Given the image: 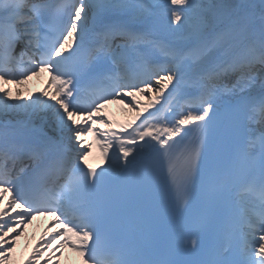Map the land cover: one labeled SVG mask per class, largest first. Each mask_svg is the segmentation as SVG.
I'll return each instance as SVG.
<instances>
[{
    "label": "snow or ice",
    "instance_id": "6c2138e0",
    "mask_svg": "<svg viewBox=\"0 0 264 264\" xmlns=\"http://www.w3.org/2000/svg\"><path fill=\"white\" fill-rule=\"evenodd\" d=\"M38 216L24 264H264V0H0V264Z\"/></svg>",
    "mask_w": 264,
    "mask_h": 264
},
{
    "label": "bare ground",
    "instance_id": "6f19581e",
    "mask_svg": "<svg viewBox=\"0 0 264 264\" xmlns=\"http://www.w3.org/2000/svg\"><path fill=\"white\" fill-rule=\"evenodd\" d=\"M49 75L48 73H41L40 76H33L25 85L20 86L19 88L13 86L12 92L15 96L17 91L21 92L24 97H27L29 95L35 96L36 94H39L42 92L46 84L48 82ZM51 94V93H50ZM141 105L147 103V98L143 96L141 101H139ZM106 108V107H105ZM112 110H109L103 113L106 119H108L112 125L113 128L111 130L119 131L120 126L127 124L132 119V112L129 111L127 107V102L125 103H113L112 104ZM100 131L107 132L109 129L104 128L102 125L97 126ZM87 141L91 142L95 153L94 157L88 158L87 161L93 162L96 159H99L101 156V151L99 146L95 142V138L92 136L87 137ZM111 154V153H110ZM53 220L50 219L48 223H38V219L33 220L25 231V236H22L20 238L19 243L16 246V255L14 258V264H24V261L28 259L29 256H27V251L30 249V252L33 251V248L37 246L39 238L42 237V235L45 233L46 230H48L51 222ZM55 247V246H53ZM47 258V253L45 254V259ZM39 264H44L43 260L39 262ZM52 264H82V261L78 254L72 252L70 249L64 250V255L60 258V260L53 261Z\"/></svg>",
    "mask_w": 264,
    "mask_h": 264
},
{
    "label": "rangeland",
    "instance_id": "374dc122",
    "mask_svg": "<svg viewBox=\"0 0 264 264\" xmlns=\"http://www.w3.org/2000/svg\"><path fill=\"white\" fill-rule=\"evenodd\" d=\"M151 2V1H150ZM55 228H52V230H54ZM53 233V232H52ZM39 241V240H38ZM40 241H41V238H40ZM31 249V248H30ZM30 249H28V251H27V253L26 254H28L29 253V251H30Z\"/></svg>",
    "mask_w": 264,
    "mask_h": 264
}]
</instances>
